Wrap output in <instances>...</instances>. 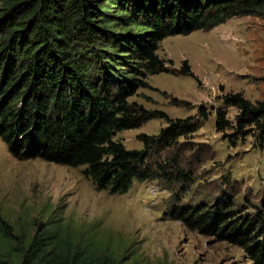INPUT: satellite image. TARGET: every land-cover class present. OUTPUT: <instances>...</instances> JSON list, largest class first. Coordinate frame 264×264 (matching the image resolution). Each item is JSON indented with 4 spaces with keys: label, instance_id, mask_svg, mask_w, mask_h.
Segmentation results:
<instances>
[{
    "label": "trees",
    "instance_id": "trees-1",
    "mask_svg": "<svg viewBox=\"0 0 264 264\" xmlns=\"http://www.w3.org/2000/svg\"><path fill=\"white\" fill-rule=\"evenodd\" d=\"M247 14L264 16V0H0V138L18 159L85 167L94 187L111 195L164 177L186 193L193 175L178 154L168 153L196 132L200 120L171 118L129 98L150 86L149 76L167 70L158 53L163 39ZM224 98L239 113L231 122L218 109L217 131L231 129L243 138L253 127L264 147V100L253 103L241 92ZM200 115L209 113L201 108ZM153 118L169 125L140 134L143 148L115 138ZM154 154L163 160L157 166ZM170 217L237 244L264 264V215L234 219L222 205L204 203L174 204ZM0 264L126 263L112 249L75 241L57 225L16 228L0 212Z\"/></svg>",
    "mask_w": 264,
    "mask_h": 264
},
{
    "label": "rangeland",
    "instance_id": "rangeland-1",
    "mask_svg": "<svg viewBox=\"0 0 264 264\" xmlns=\"http://www.w3.org/2000/svg\"><path fill=\"white\" fill-rule=\"evenodd\" d=\"M158 53L167 70L149 76L150 86L129 102L171 118L200 120L196 132L168 153L178 154L193 175L186 193L164 177L136 181L127 193L111 195L94 187L85 167L18 159L0 138V212L16 228L57 225L75 241L112 249L126 264H255L239 245L192 230L170 213L174 204L205 203L222 205L234 219L264 215V147L257 130L249 127L242 138L216 129L218 109L231 122L239 113L225 95L241 92L253 103L264 100V16H234L212 29L168 36ZM201 108L209 113L206 119ZM168 125L153 118L115 138L141 149L140 134L155 135ZM162 162L157 154L151 157L154 166Z\"/></svg>",
    "mask_w": 264,
    "mask_h": 264
},
{
    "label": "clouds",
    "instance_id": "clouds-1",
    "mask_svg": "<svg viewBox=\"0 0 264 264\" xmlns=\"http://www.w3.org/2000/svg\"><path fill=\"white\" fill-rule=\"evenodd\" d=\"M2 140V139H1ZM3 141V140H2ZM4 142V141H3ZM5 143V142H4ZM6 144V143H5ZM7 145V144H6ZM9 149V148H8ZM10 152V151H9ZM11 153V152H10ZM98 190V189H97Z\"/></svg>",
    "mask_w": 264,
    "mask_h": 264
}]
</instances>
